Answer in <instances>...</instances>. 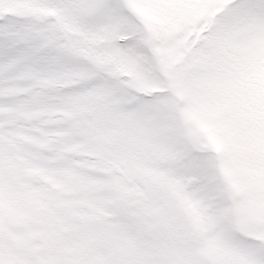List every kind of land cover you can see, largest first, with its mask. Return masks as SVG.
I'll return each mask as SVG.
<instances>
[{"label": "snow or ice", "instance_id": "6c2138e0", "mask_svg": "<svg viewBox=\"0 0 264 264\" xmlns=\"http://www.w3.org/2000/svg\"><path fill=\"white\" fill-rule=\"evenodd\" d=\"M262 72L264 0H0V264H264ZM121 169L164 178L182 243H161L125 190L152 186ZM70 210L131 249L49 246Z\"/></svg>", "mask_w": 264, "mask_h": 264}, {"label": "rangeland", "instance_id": "374dc122", "mask_svg": "<svg viewBox=\"0 0 264 264\" xmlns=\"http://www.w3.org/2000/svg\"><path fill=\"white\" fill-rule=\"evenodd\" d=\"M153 19L157 22H166L156 17H153ZM260 75L264 79V72ZM186 116L197 123L200 130L207 135L209 142L217 151L222 150L223 145L216 135L215 127L204 122L203 115L199 110L193 109ZM224 171L226 176L233 175L229 167H226ZM122 176L129 183L135 177L141 183H144L146 187L149 184L152 186L151 199L146 196L144 191L140 190L138 185L125 188V190L133 201L141 206L148 224L158 234L163 245H179L182 243L187 238V228L177 216L174 208L168 203L165 193L160 190L166 183L164 178L149 169L122 170ZM31 203L34 208L39 209L42 207L38 200L33 199ZM7 215L12 222L17 224L24 223L27 219L26 213L12 202L7 205ZM73 219L81 220V224L72 223ZM46 224L47 230L42 234L45 242L65 253H71L94 242L125 252L131 249V245L125 237L116 233L103 232L99 226L98 217H82L75 210H70L66 218L52 217L46 221ZM64 237H68V239L65 240ZM206 251L211 254L214 249L209 246Z\"/></svg>", "mask_w": 264, "mask_h": 264}]
</instances>
